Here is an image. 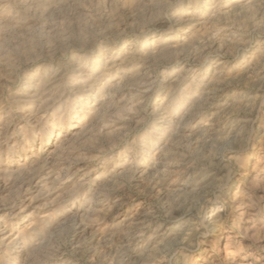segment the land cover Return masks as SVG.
<instances>
[{
    "label": "rangeland",
    "instance_id": "1",
    "mask_svg": "<svg viewBox=\"0 0 264 264\" xmlns=\"http://www.w3.org/2000/svg\"><path fill=\"white\" fill-rule=\"evenodd\" d=\"M233 1L0 0V264H264V0Z\"/></svg>",
    "mask_w": 264,
    "mask_h": 264
},
{
    "label": "bare ground",
    "instance_id": "2",
    "mask_svg": "<svg viewBox=\"0 0 264 264\" xmlns=\"http://www.w3.org/2000/svg\"><path fill=\"white\" fill-rule=\"evenodd\" d=\"M151 1V0H150ZM233 4H235V6H240L239 0H234ZM218 10H216L215 12H218ZM221 65V63L219 64ZM149 64H144L143 68H148ZM152 67V66H151ZM150 68V67H149ZM219 75L222 74V72L218 73ZM218 79L212 80L211 82H209L208 86H207V96H216L218 95V93L222 90V87H220L218 85ZM50 88V87H49ZM43 93V92H42ZM46 93V92H45ZM40 95V94H39ZM108 99V98H107ZM213 99V98H212ZM258 102V101H257ZM262 102V101H261ZM254 103V102H253ZM256 104V103H255ZM260 104V103H259ZM262 104V103H261ZM261 106V105H260ZM165 115V114H164ZM68 164V163H67ZM76 164V163H75ZM81 164V163H80ZM74 165V164H73ZM78 165V164H77ZM72 166V165H71ZM83 166V165H82ZM85 166V165H84ZM82 168V167H81ZM64 171V170H63ZM80 173V172H79ZM264 173V172H263ZM52 174V173H51ZM67 174V172H66ZM83 175V174H82ZM260 181V180H259ZM86 182V181H85ZM260 182H264V180H261ZM42 183V182H40ZM40 183L36 185L39 186ZM258 183V181H257ZM98 198V197H97ZM123 207V203L121 200H117L116 202L113 203V205L111 207H109L111 210L115 211L116 213L119 212L121 210V208ZM240 206H237V209ZM95 208V207H94ZM241 216V225H242V230L245 233H249V232H256V230L258 229V227L256 226V221L253 218L254 217V213H247L246 211H242L240 214ZM204 217V216H203ZM152 219L153 217L150 216V214H146V213H136L135 215L131 216V218H129L128 222H126L120 229L121 233H123L125 236H128V239H134V237H136L138 234L143 233L145 230L147 229H151L152 226ZM205 219V218H204ZM155 222V221H154ZM153 222V223H154ZM203 222V221H202ZM204 223V222H203ZM3 232H0V234H2ZM122 234V235H123ZM123 237V236H121ZM127 238V237H126ZM125 238V239H126ZM4 241V240H3ZM12 264H16V263H12Z\"/></svg>",
    "mask_w": 264,
    "mask_h": 264
}]
</instances>
